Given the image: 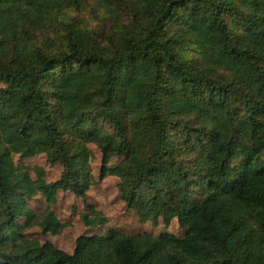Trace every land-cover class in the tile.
<instances>
[{"label": "trees", "instance_id": "16d2710c", "mask_svg": "<svg viewBox=\"0 0 264 264\" xmlns=\"http://www.w3.org/2000/svg\"><path fill=\"white\" fill-rule=\"evenodd\" d=\"M91 146L137 223L185 235L31 238ZM0 264H264V0H0Z\"/></svg>", "mask_w": 264, "mask_h": 264}, {"label": "rangeland", "instance_id": "374dc122", "mask_svg": "<svg viewBox=\"0 0 264 264\" xmlns=\"http://www.w3.org/2000/svg\"><path fill=\"white\" fill-rule=\"evenodd\" d=\"M94 153L91 168L93 173L94 185L86 192L85 199L76 198L69 191H59L55 204L46 207L41 197L36 198L30 205L33 208H44L52 212L50 222L59 226L57 233H43L40 225H36L28 229L31 238H36L41 243L49 241L59 249L71 253L77 237L81 235H104L107 236L110 230H118L120 233L135 234L143 231H149L153 235L160 232H166L182 238L187 229L181 228L177 220L174 218L169 225H165L162 220L158 221L156 227L150 222L139 224L136 222V214L131 210H126L120 194L116 188L117 179L112 176L105 178L99 177V168L101 166L100 153L94 146L90 147ZM22 164L29 167H40L44 173V181L50 183L55 181L60 172L58 165H50L45 156H33L19 160ZM117 160L110 162L114 164ZM34 176V173L32 174ZM88 205L100 212L106 219L103 225L95 227L86 226L81 215L88 211ZM47 216L48 212L44 213Z\"/></svg>", "mask_w": 264, "mask_h": 264}]
</instances>
